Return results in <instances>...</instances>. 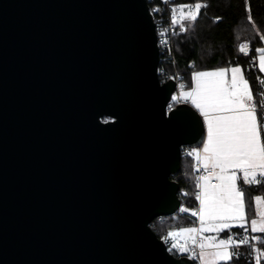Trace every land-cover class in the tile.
<instances>
[{"label":"water","instance_id":"water-1","mask_svg":"<svg viewBox=\"0 0 264 264\" xmlns=\"http://www.w3.org/2000/svg\"><path fill=\"white\" fill-rule=\"evenodd\" d=\"M159 63L147 0H0V264H194L151 226L206 134Z\"/></svg>","mask_w":264,"mask_h":264},{"label":"snow or ice","instance_id":"snow-or-ice-1","mask_svg":"<svg viewBox=\"0 0 264 264\" xmlns=\"http://www.w3.org/2000/svg\"><path fill=\"white\" fill-rule=\"evenodd\" d=\"M203 6L196 3L194 10L190 5L179 6V19L173 8L172 23L180 20L195 21ZM185 8L188 9L187 13ZM181 29L186 30L183 25ZM239 50L246 51V46L241 45ZM255 51L260 52L259 67L264 72V48ZM228 71L220 68L210 72H196L192 77L196 87L185 91L186 85L181 84L179 95L172 97L173 101L191 100L207 121V143L203 144L202 152L192 149L187 153L195 157L196 170L202 169L206 174L196 178V187L200 189L195 194L199 210L191 212L192 216L198 217L199 227H179L169 231L164 239L182 238L184 243L175 242L172 248H178L181 252L191 251L193 256L195 252L189 248V241L198 246L201 250L198 258L202 264L230 262L239 257L240 246L250 245V240H259L264 244V235L251 238L244 235L249 231L264 234V211L256 210L264 205V196L251 198L246 212V196L249 194L245 191V186L264 185V143L261 141V130H264V90L260 91L259 99L254 98L241 69L231 68L230 80L226 79ZM212 179L218 182L212 184ZM182 211L188 212L189 209L183 208ZM249 214L259 216V220H251L250 229L247 226ZM234 227L240 228L241 232H230L226 238L219 235ZM205 232H215L217 235L205 237ZM197 236H200L199 241ZM206 248L214 251L207 253Z\"/></svg>","mask_w":264,"mask_h":264},{"label":"trees","instance_id":"trees-1","mask_svg":"<svg viewBox=\"0 0 264 264\" xmlns=\"http://www.w3.org/2000/svg\"><path fill=\"white\" fill-rule=\"evenodd\" d=\"M196 3L205 5L200 8L195 21L188 20L184 29L174 37L176 51V71L181 77V83L192 85V75L195 71L230 67L239 65L243 68L246 78L254 90V96L264 90L263 75L257 67L258 53L255 49L264 47V0H178V4L190 5L193 10ZM185 13L188 9H184ZM251 17V20L249 19ZM248 42L250 50L243 53L239 50L241 44ZM163 78V77H162ZM196 160L193 156L182 155V169L175 177L180 184V197L188 212H179L172 216L156 218L152 229L159 238L164 239L169 231L179 227H189L198 224V218L191 215L199 209V201L195 194ZM246 212L248 201L257 196H264V185L245 186ZM254 205V201H253ZM255 215L249 214L251 220ZM195 221V223H193ZM240 233L238 227L223 232ZM250 232L244 233L248 235ZM264 235V234H261ZM252 246H241L239 257L230 262L220 261L219 264H257L253 246L260 250L259 264H264V244L259 240H250Z\"/></svg>","mask_w":264,"mask_h":264},{"label":"built area","instance_id":"built-area-1","mask_svg":"<svg viewBox=\"0 0 264 264\" xmlns=\"http://www.w3.org/2000/svg\"><path fill=\"white\" fill-rule=\"evenodd\" d=\"M149 4L150 11L154 17L155 21V27L158 34V45L160 48V63L158 67V73L162 81H166L169 79H174L177 82V91L175 93L179 94L180 92V85L181 83V77L177 74L176 71V51H175V44H174V37L175 35L182 31L181 25L185 27V24L188 20H180L178 23L173 24L172 18H173V11L172 9H176V16L177 19H179V4L178 0H147ZM250 47H246V51L249 52ZM163 77V78H162ZM174 93V94H175ZM173 94V95H174ZM260 91L254 98L259 99ZM173 97V96H172ZM183 100L179 101H171L169 102L167 106V110L173 109L177 103L182 102ZM169 105L172 107L170 108ZM262 135L264 138V130H262ZM193 148L186 146L182 149V155L187 154L189 151H191ZM196 166V163H195ZM196 178L200 175L206 174L202 169L200 171L196 170ZM218 181L215 179L211 180L212 184H216ZM196 183V180H195ZM200 191V189L198 188ZM183 205L180 209V212L183 213ZM198 211V210H196ZM162 217V216H161ZM159 218V217H158ZM198 218V217H197ZM167 249L169 252L176 256H182L187 255L191 257L194 260V264H201L199 257L200 254V248L198 246H194L189 241V248L194 249L195 256H193L192 252H181L178 248H172V244L175 242H179L180 244H183L184 241L182 238H177V240H173L172 238H169L167 240L163 239ZM252 246V244L250 243ZM250 245H248L250 247ZM245 246V245H241ZM240 246V247H241ZM254 247V246H253ZM231 250V249H230Z\"/></svg>","mask_w":264,"mask_h":264},{"label":"crops","instance_id":"crops-1","mask_svg":"<svg viewBox=\"0 0 264 264\" xmlns=\"http://www.w3.org/2000/svg\"><path fill=\"white\" fill-rule=\"evenodd\" d=\"M241 45H245L246 47H250V45H249V43L248 42H244L243 44H241ZM264 48V47H263ZM243 53H248V52H243ZM259 57H260V52L258 53V56H257V67H258V69L260 70V67H259ZM233 67H239L240 69H241V71L243 72V75H244V78L245 79H247L246 78V76H245V73H244V70H243V68L241 67V66H239V65H234V66H230V67H221V68H224V69H228L229 71L226 73V79H228V80H230V78H231V72H230V69L231 68H233ZM218 69H220V68H215V69H207V70H199V71H195L194 73H196V72H210V71H215V70H218ZM260 72L262 73V75H263V78H264V72H262L261 70H260ZM194 73H193V75H194ZM193 75H192V77H193ZM248 80V79H247ZM249 82V81H248ZM249 86H250V88L252 89V91H253V95H254V90H253V88L251 87V85H250V83H249ZM196 87V82H195V80L192 78V85H191V87L190 88H188V89H186V91H190V90H192V89H194ZM187 102H189L190 104H192L191 103V100H188ZM194 107H195V105L194 104H192ZM196 108V107H195ZM197 109V108H196ZM198 111H199V109H197ZM200 112V111H199ZM201 113V112H200ZM202 114V113H201ZM257 115H258V117H259V113H257ZM202 116H203V114H202ZM203 119H204V117H203ZM204 122H205V129H206V134H205V140H204V142H203V144L204 143H207V121L204 119ZM261 141H262V143H264V138H263V135H262V130H261ZM203 144L200 146V147H198L199 149H198V151H201L202 152V149H203ZM195 158V157H194ZM257 196H262V195H257ZM256 216V215H255ZM252 219V218H251ZM198 222H199V220H198ZM248 226V225H247ZM249 227V226H248ZM188 228V227H187ZM249 229H250V227H249ZM250 233H253V232H251V231H249ZM256 236H261V233H254ZM259 234V235H258Z\"/></svg>","mask_w":264,"mask_h":264},{"label":"rangeland","instance_id":"rangeland-1","mask_svg":"<svg viewBox=\"0 0 264 264\" xmlns=\"http://www.w3.org/2000/svg\"><path fill=\"white\" fill-rule=\"evenodd\" d=\"M185 91H186V89H184ZM175 96H178L179 94H177V93H175L174 94ZM173 95V96H174ZM193 149H199L198 147L197 148H193ZM199 210V209H198ZM257 210V212H259V211H264V205H260L259 206V208H257L256 209ZM252 219H257V220H259V216L258 215H256V216H254ZM251 219V220H252ZM251 220H248V226L249 227H251ZM189 227H199V222H198V224L197 225H193V226H189ZM185 228H187V227H185ZM178 228H176L175 230H177ZM226 230H228V229H226ZM226 230H224V231H226ZM174 231V230H173ZM217 235V233H215V232H205V233H203V236H205V237H210V236H216ZM222 238H226V236L223 234V232L222 233H220L219 234ZM259 235V234H258ZM250 236L252 237V236H256L254 233H251L250 234ZM197 240L199 241L200 240V236H197ZM230 250V249H229ZM214 251V249H212V248H206L205 249V252H207V253H212ZM231 251V250H230ZM254 251H255V259H256V262H257V258L260 256V250H259V248L255 245L254 246ZM201 261V260H200ZM201 264H202V262H201Z\"/></svg>","mask_w":264,"mask_h":264}]
</instances>
